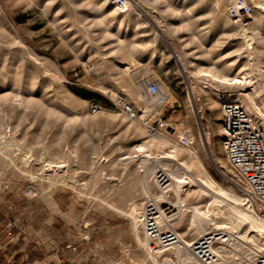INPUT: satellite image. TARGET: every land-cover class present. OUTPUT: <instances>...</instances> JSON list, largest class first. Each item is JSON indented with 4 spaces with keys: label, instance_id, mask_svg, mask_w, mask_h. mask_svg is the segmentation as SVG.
<instances>
[{
    "label": "rangeland",
    "instance_id": "obj_1",
    "mask_svg": "<svg viewBox=\"0 0 264 264\" xmlns=\"http://www.w3.org/2000/svg\"><path fill=\"white\" fill-rule=\"evenodd\" d=\"M116 1L0 0V213L68 264H152L130 219L102 202L123 209L146 203L136 156L152 136L185 150L179 136L189 131L186 148L221 188L243 197L221 145L220 103L232 93L203 89L198 75L264 73V0H249L253 11L238 23L226 13L231 0H125L124 8ZM246 40L257 62L246 59ZM151 83L171 95L152 101ZM141 85L146 90L134 98ZM93 102L101 105L94 114ZM125 103L134 116L122 111ZM143 107L149 109L144 119ZM249 114L261 127L256 111ZM149 150L160 156L167 147ZM183 160L182 152L171 165ZM50 162L64 164L65 183L48 180ZM189 173L197 175L193 168ZM184 189L185 205L211 207L195 184ZM167 193L161 203L174 198ZM177 232L187 241L196 237ZM165 256L182 264L167 249L160 260ZM235 258L226 260L237 264Z\"/></svg>",
    "mask_w": 264,
    "mask_h": 264
},
{
    "label": "bare ground",
    "instance_id": "obj_2",
    "mask_svg": "<svg viewBox=\"0 0 264 264\" xmlns=\"http://www.w3.org/2000/svg\"><path fill=\"white\" fill-rule=\"evenodd\" d=\"M233 22L238 23V20H233ZM245 43L246 59L257 62L255 53L250 50L248 40ZM176 58L183 65L182 56L176 54ZM254 73L255 75L251 77L247 75L232 76L225 71L219 73L203 71L198 75V80L202 82L203 89H229L228 91L232 95L223 94L222 99L237 101L249 112L255 110L257 120L264 128V110L259 107V103L263 102L262 97H264V78L262 77L264 73L260 69L255 70ZM159 88L157 97L160 96L161 98V96L166 95L168 98L171 95L165 87L159 85ZM140 90L145 91L146 86L141 85L138 92L134 93V98L142 97ZM153 95L149 94L151 98L154 97ZM215 97L219 98L220 95L216 94ZM156 100L155 98L152 99V101ZM139 112L140 118L144 119L149 109L143 107ZM152 146H164L167 147V150L163 151L160 156H151L149 149ZM181 147L185 150L179 149L159 135L152 136L149 141L142 142L137 146L138 168L142 173L140 191L145 200L153 202L155 205V212L150 213V218L157 221V227L150 229L156 233L157 242L174 254L175 263L202 264L201 259L204 258V260L212 259V264H230L226 258L236 256L237 264H251L254 256L264 254V217L258 213L245 195L241 197L232 191L221 188L203 168L194 152L184 146ZM182 152L184 160L180 164L178 163L179 167L173 168L171 163L176 162L178 155ZM127 158L125 156L123 159ZM3 159H6L5 155L1 159L4 163ZM150 162L154 163L153 167L149 166ZM155 167L159 169L158 173L162 176L160 182L155 180L158 191H153L150 183ZM192 168L196 170L197 175L193 176L189 173ZM44 171L49 172L48 180L56 176L55 180L59 179L61 183H65L67 180L64 164L50 162L44 167ZM53 182L51 181V183ZM165 183L167 185L162 186ZM188 184H195L196 193L203 192L207 195L211 204L209 209L185 205L184 187ZM168 190H172L174 198L167 202V208L162 209L160 208L161 201L169 200ZM102 202L130 219L134 237L138 244L144 248L147 262L173 264V261L166 256L160 260L164 250L156 249L154 246L149 247L147 237L141 231V227L144 225V205L141 206L132 202L129 208L123 209L105 200ZM186 211L189 212L188 215H186ZM178 216L179 219L175 221L174 219ZM177 225H184L185 227H176ZM177 228H182L184 233L193 231L196 237L187 241L183 234L177 232ZM245 243L255 247H247L244 245ZM204 244L208 249H205ZM239 250H243L244 255L237 256ZM214 257L215 259H213Z\"/></svg>",
    "mask_w": 264,
    "mask_h": 264
},
{
    "label": "built area",
    "instance_id": "obj_3",
    "mask_svg": "<svg viewBox=\"0 0 264 264\" xmlns=\"http://www.w3.org/2000/svg\"><path fill=\"white\" fill-rule=\"evenodd\" d=\"M116 3L121 8L125 7V0H117ZM252 11L249 0H231L226 7L227 15L234 20L249 16ZM159 89L157 83H151L148 86L150 94H159ZM166 99L167 96L163 95L159 101L163 102ZM100 109L101 105L99 103L93 102L90 104L91 113H97ZM122 111L134 116L133 108L129 104H123ZM220 112L222 116L221 145L226 161L232 169L230 170L232 177L237 179L242 195H245L253 205H258V213L261 211L260 214L264 216V128L256 125L249 112L236 101H222ZM162 124L165 126L164 123ZM151 132L156 135L157 129L152 128ZM191 137L189 131H183L179 136V144L184 147L190 146ZM161 179L162 176L158 173L156 180L160 182ZM167 183L162 186H166ZM164 189L166 190V188ZM144 206L143 233L147 237L148 245L149 247L154 246L156 249L166 250L165 246L157 242L156 233L150 229L151 227H157V221L150 218V213L155 212V205H153V202L147 201ZM167 207L168 204L160 203V208ZM204 246L205 249H208L206 244ZM211 260H204L203 258L201 262L202 264H212L213 261ZM251 264H264V254L254 256Z\"/></svg>",
    "mask_w": 264,
    "mask_h": 264
},
{
    "label": "crops",
    "instance_id": "obj_4",
    "mask_svg": "<svg viewBox=\"0 0 264 264\" xmlns=\"http://www.w3.org/2000/svg\"><path fill=\"white\" fill-rule=\"evenodd\" d=\"M222 120V116H221ZM2 209H0V212ZM12 222L0 213V264H68L61 262L50 245L34 241L25 229H15Z\"/></svg>",
    "mask_w": 264,
    "mask_h": 264
}]
</instances>
